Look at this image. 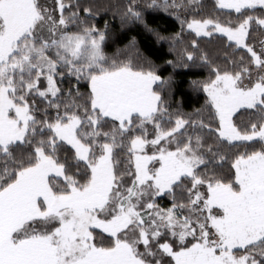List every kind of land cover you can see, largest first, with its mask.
I'll return each mask as SVG.
<instances>
[{
	"label": "snow or ice",
	"instance_id": "6c2138e0",
	"mask_svg": "<svg viewBox=\"0 0 264 264\" xmlns=\"http://www.w3.org/2000/svg\"><path fill=\"white\" fill-rule=\"evenodd\" d=\"M0 264H264V0H0Z\"/></svg>",
	"mask_w": 264,
	"mask_h": 264
},
{
	"label": "trees",
	"instance_id": "16d2710c",
	"mask_svg": "<svg viewBox=\"0 0 264 264\" xmlns=\"http://www.w3.org/2000/svg\"><path fill=\"white\" fill-rule=\"evenodd\" d=\"M209 5L211 0H208ZM105 19H111L110 14L101 13L97 17V22L102 26ZM151 23L154 26L160 28L161 31H169L176 27L175 22L172 18L168 17L163 13L152 14L149 16ZM113 28L117 29L113 31L110 39L105 43V53L109 56L117 54L118 49H122L128 41V33L122 30H118V21H112ZM138 40L140 43L141 50L145 53L152 55L154 59L159 63V57L164 52L165 49H159V45H156L149 34L142 31H137ZM171 69H165L163 75L167 76ZM206 75L203 68L200 67H187L177 69L173 74V93L172 96L175 100L180 101L181 106L185 111H191L192 108L198 107L203 103V95L192 92L188 88L190 80L194 78H201Z\"/></svg>",
	"mask_w": 264,
	"mask_h": 264
}]
</instances>
